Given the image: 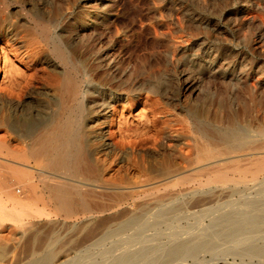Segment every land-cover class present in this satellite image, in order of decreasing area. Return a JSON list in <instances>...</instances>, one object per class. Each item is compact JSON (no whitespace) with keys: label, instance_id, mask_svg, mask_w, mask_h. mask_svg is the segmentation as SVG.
Here are the masks:
<instances>
[{"label":"rangeland","instance_id":"obj_1","mask_svg":"<svg viewBox=\"0 0 264 264\" xmlns=\"http://www.w3.org/2000/svg\"><path fill=\"white\" fill-rule=\"evenodd\" d=\"M0 27L17 35L12 41L0 36V264L7 258L6 264L30 262L53 237L54 250L72 258L66 264H264V255L248 254L251 251L243 250L245 247L236 241L253 238L260 244L264 228L223 240L214 229L213 217L199 213L200 207L215 208L225 200L233 201L235 208L251 209L245 201L256 197L260 199L258 209L263 208L264 193L259 184L239 186L241 181L249 180L247 177L236 173L217 183L226 188L239 186L233 191L228 188L229 192L215 195L198 192L178 196V210L160 221L154 217L158 207L150 204L156 197L164 203L173 195H106L86 182L88 188L79 184L80 195L73 198H82L87 209L77 208L65 215L44 195V185L55 183L56 172L46 169L40 156L30 155L38 148L43 123L57 113L60 104L56 83L50 77L68 69L52 52L50 42L58 43L77 67L81 62L91 64L90 60H79L91 51L106 50L110 58L124 66L125 76L135 77L138 85L142 82L137 89L140 95L130 106L113 103L115 111L110 108L107 123L98 125L103 127L107 142L138 143L155 117L163 134L168 127L179 124L186 136L184 141H195L196 148L198 144L203 150L206 143L197 135L190 117L194 112L204 110L210 114L217 108L220 132L226 120L233 117L235 126L246 135L242 140L262 145L264 140L258 131L264 126V0H0ZM88 71L98 75L104 72L96 70L93 63ZM185 79L197 90L189 103H184L188 92L181 90ZM24 82L29 86L21 97L13 96ZM143 86L157 92H148ZM141 88L144 91H139ZM5 96L11 99L9 103L3 100ZM99 98L87 99L86 104ZM92 110L89 106L85 110L83 134L93 174L113 185L134 188L157 180L156 174L165 163L157 148L151 142L136 144L138 148L127 145L121 150L114 146L115 155L108 157L92 141L91 125L97 117ZM29 123L32 128L26 131ZM170 188L162 187L160 192L166 194ZM133 205H139L141 212L134 226L100 237L104 229L123 221ZM130 233L138 234L131 236L127 241H135L126 246L122 238L127 239ZM138 238L144 239L148 255L158 254V259L151 263L145 257L133 263L117 260L115 256L120 252L141 248L143 240ZM173 239L188 243L216 241L218 251L212 254L200 246L192 256L178 254L167 260L166 250Z\"/></svg>","mask_w":264,"mask_h":264},{"label":"bare ground","instance_id":"obj_2","mask_svg":"<svg viewBox=\"0 0 264 264\" xmlns=\"http://www.w3.org/2000/svg\"><path fill=\"white\" fill-rule=\"evenodd\" d=\"M1 35L5 36L6 39L11 41L15 40L17 37L16 34L12 33L11 31L5 30L3 27H0V36ZM50 44L52 52L55 53L60 62L63 65L67 66L68 69L66 68L64 72H60L59 74L57 73L54 76L52 75L50 77L56 83L55 92L60 97V104L57 113L53 115L46 123H43L44 132L37 141L38 148L32 149L30 151V155L33 157L40 156L42 158L44 167L56 172L55 177H57V180L55 181V183H46L43 190L44 195H47L48 201L51 202L59 212L68 215L77 208L81 210L87 209V204L82 198L79 197L78 201H74L73 198V195H80V193L78 192L79 184L87 186L88 184L86 182H89L90 185L88 186H91L94 191L103 192L106 195H173L171 198H167L164 203L159 202L160 200H158L157 197L156 199L153 198V201L152 199H150V202L152 201L150 205L158 207V209L156 208L157 210H155L156 212L154 214L156 221L167 218V216L173 211L178 210L177 203L175 202L176 200H178L177 198L178 196L180 197V195H192L198 192L207 195H213L214 193H224L231 186H228V188H226L224 186H220L217 183L227 180L230 175H234L236 173L240 176H243L244 178L247 177L249 179L248 181H241V185L239 184L240 187H246L248 184L257 183L262 188V192L264 193V142L260 141L262 142V145H259L257 143V146L251 144L253 142L251 140L250 143L249 140L246 142L242 140V137L246 135H244V132H242V130L238 128V126H235L234 119H232L233 117L230 116V118L226 120V126L223 128L222 132H220L217 126L219 122V111L217 108L211 109V115L204 112V110H200L198 112L192 113V116L190 117L191 123L194 125L197 135H199L206 143L203 150L202 147L198 144L196 148V145L194 144L195 141L194 143L192 141H190L189 143L184 141L186 136L182 130L183 126L178 127L179 124L176 127H168V131L163 134L162 130L157 128L155 124V122L157 121L155 117H153L154 119L150 123V126H147V128L144 129L145 134H143L145 135V137H142V134L141 139L138 140V143H136L137 140H119L115 141V143L113 144L112 142H107L105 133L102 129L103 127L99 128L98 125L102 126L107 123L106 119L108 113L110 112V108L112 109V111L115 109L113 103H126L128 104V106H130V104L134 101V98H136L135 96L140 95V92L138 93L137 89L138 87H140L142 82L140 85H138L139 81L137 82L135 80V77H131V75L125 76L126 73L123 74L124 66H122V64L119 65V63L115 62V58H110L106 50L91 51L85 58L83 56V59H79L81 61L90 60L91 64L93 63V65H95L96 70L99 69L100 71H104L103 74L98 75L96 74V72H89L90 69L88 71V67L91 64H88L87 66L86 64L83 65V63L81 62L78 63L79 65L77 67L75 63L69 60L67 54H65L58 43L50 42ZM34 69L35 72H39L36 67H34ZM186 79L181 86V90L186 93L188 92L189 96L187 100L184 101V103H189L190 97L192 98V95H196L197 90L194 89L193 83L191 81H187ZM27 82L19 84V87H17V91L14 92L15 94L13 93V96L19 98L20 94L24 90H26L27 86H29ZM144 88H147V86ZM144 88H141V90L139 91H144ZM147 89L148 92L151 93L157 92V89L151 86H149ZM95 95L100 97V101L95 102V100H92L93 102L91 101V105H87V99H93L94 97H96ZM3 100L6 103H9L11 99L5 96L3 97ZM88 106L89 108L93 109L92 111H90L91 114H95L97 116L95 117L96 123L94 125H91V127L93 128L92 132L94 133L92 141L96 142L100 150H103L104 153L108 155V157H113L115 155L114 149L116 147L117 149H123L127 145H130V147L133 148L138 144L140 145L143 143L151 142V144L157 148V152H159L160 155H162L165 159V163L160 167L158 173L156 174L155 179L157 180L151 182L150 180H148L145 184L134 188L127 186L124 187V185H113L112 182H106L103 178L100 180L93 174L94 169L87 160L88 158L84 148L85 140L83 128H85V123L83 121V118L85 115V110ZM204 119L206 120L205 122H207L206 127H208V130H206L204 126ZM166 124L170 125L169 123ZM31 128L32 125L30 123L26 124V131L30 130ZM259 128L258 136H260V138L264 140V126H259ZM256 129L257 128H255V130ZM148 132H151V135L148 134ZM255 133L253 134V136H255ZM255 138L258 139L257 137ZM114 146L116 147L114 148ZM221 147L222 150H220ZM193 150H195L194 156L191 155ZM169 157L170 159H167ZM91 183H93V185ZM192 185H195V187H192ZM236 185L237 184H235V186ZM239 186H236V188H238ZM162 187H164L165 190L166 187H172V189L170 188L171 190H168V193L166 192V194H163L162 192H160V190H163ZM236 188H230V190L233 191ZM227 192L229 191L227 190ZM148 201L149 200H147V202ZM259 201V197H256L251 201L247 200L245 201V203H249L248 205L250 206L248 208L251 209H239V207L235 208V203L233 201L225 200L215 208H211L212 206L200 207L199 213L208 214V217L210 214V218L213 217L212 224L221 239H231L237 233H254L259 232L262 228H264V207L260 208L259 206L258 209L257 202ZM145 202L146 201H143V203ZM134 206L135 205H133L132 207L133 209L130 207L131 209L129 208V212H126L128 215H125L126 218L123 221L118 223L114 228L104 229L100 237H104L105 235L111 236L115 231L128 228L130 225L135 224L137 222V217L141 212L139 210V205L138 207L135 206V208ZM219 207H221V210ZM140 223L138 225H141L142 227H146L143 225H147L146 222H144L143 225ZM169 226H172V224ZM142 227H140V229ZM139 231L140 230L138 228V232ZM135 232H137V229ZM176 232L178 233L179 231ZM177 233L173 232V234ZM134 234L136 235L138 233ZM135 235L133 236V233H130V236H128L127 239L126 237L122 238L124 239L123 243L126 242V246H130L131 244H128V242L130 241L129 239H131V236L132 238H135ZM249 235L250 234H248V236ZM138 239L141 240V238ZM140 240L138 241L139 243ZM142 240V244L145 243L144 239ZM262 240L263 241L260 242V244H256L257 241L253 238L237 239L236 241L238 242L237 245L239 244V246L245 247L243 248V250L248 249L251 251L250 253L246 251V253H255L256 256H260L264 255V237ZM55 241L56 239L53 237L43 246L41 254L26 264H66L67 262H69L72 258L68 257L67 254L64 255V253L58 254L54 250L53 243ZM253 241H255V244L253 243ZM133 242L129 243L133 244ZM144 245L145 244H143V248L141 246L139 250L135 249L136 251H123L122 253L119 251L120 254H116L117 256L115 257L117 260L125 263H133L140 257H145L148 263H151L152 261L158 259V257L156 256L158 254L148 255V252L145 249L146 246L144 247ZM200 246L204 247L205 250H208L209 252L211 251L212 254H217L218 247L216 241L188 243L185 239H173L170 242L169 249L166 250L165 256L167 260L176 257L178 254H182L184 256H192ZM85 251L86 253L89 252L88 249ZM82 256H85V254ZM7 260L9 262V258H7ZM7 260H4L1 264H6ZM8 262L7 264H9Z\"/></svg>","mask_w":264,"mask_h":264}]
</instances>
